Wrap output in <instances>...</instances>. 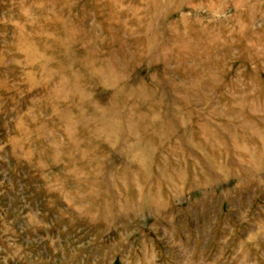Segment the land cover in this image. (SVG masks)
<instances>
[{
  "label": "rangeland",
  "instance_id": "obj_1",
  "mask_svg": "<svg viewBox=\"0 0 264 264\" xmlns=\"http://www.w3.org/2000/svg\"><path fill=\"white\" fill-rule=\"evenodd\" d=\"M0 264H264V0H0Z\"/></svg>",
  "mask_w": 264,
  "mask_h": 264
}]
</instances>
